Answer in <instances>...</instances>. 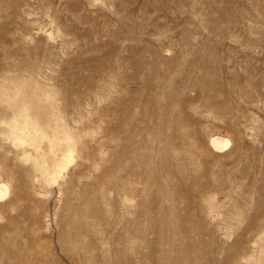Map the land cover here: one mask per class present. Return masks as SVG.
I'll list each match as a JSON object with an SVG mask.
<instances>
[{
    "label": "rangeland",
    "instance_id": "374dc122",
    "mask_svg": "<svg viewBox=\"0 0 264 264\" xmlns=\"http://www.w3.org/2000/svg\"><path fill=\"white\" fill-rule=\"evenodd\" d=\"M25 95L56 177L8 137ZM0 181V264H264V0H0Z\"/></svg>",
    "mask_w": 264,
    "mask_h": 264
},
{
    "label": "bare ground",
    "instance_id": "6f19581e",
    "mask_svg": "<svg viewBox=\"0 0 264 264\" xmlns=\"http://www.w3.org/2000/svg\"><path fill=\"white\" fill-rule=\"evenodd\" d=\"M25 83L27 82L21 81V79L12 81L11 86L13 87L12 90L15 97L19 95L21 97V94H23L25 91L27 92V89L24 90V85H26ZM28 88L30 89L29 86ZM31 92L33 93L34 90ZM28 94L31 95L30 91ZM31 99L29 97L27 98L25 95V98L23 100L24 110H22L21 113H18L15 116H13L10 120L8 119L4 120L3 123L7 126L8 137L12 142V145L14 144L17 147L22 148V150H24L23 152L24 158L27 160H33V163L32 161L31 163L36 168H40L39 170L44 169L46 163L48 162L50 163V161H52L54 156L62 153L60 160L58 162L52 163L53 167L51 166L52 168V171L50 173L51 177H56V175L60 173V170L65 168L66 165L73 159V151L70 149L71 145L74 144L73 138L71 136L72 133L70 134L69 131L64 127L62 118L59 116V114L56 111L57 106L54 101V98L49 97L46 100V102L43 104V106L48 108L47 111L44 112L40 111L39 109H38L39 111L35 109L34 103L36 101L32 103ZM18 100L20 101L21 99L19 98ZM47 129H50L53 134L49 135L47 133ZM209 141L210 144L213 146V148L216 150H223L231 144L230 138L222 135H214L210 138ZM26 146L27 147L31 146L32 148H34L33 150H35L36 152L34 151L33 154L34 153L36 154L34 156L31 154L32 152L30 153L31 155L27 154V152L25 151ZM47 177H49V175ZM51 177L49 179H53ZM8 191H9L8 186L2 184L0 181V199L7 196L9 194Z\"/></svg>",
    "mask_w": 264,
    "mask_h": 264
}]
</instances>
